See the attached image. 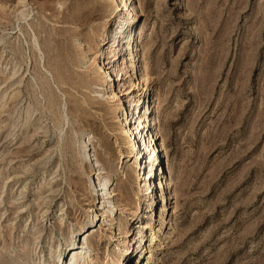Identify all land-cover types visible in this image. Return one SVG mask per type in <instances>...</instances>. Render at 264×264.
I'll return each instance as SVG.
<instances>
[{
	"label": "rangeland",
	"instance_id": "374dc122",
	"mask_svg": "<svg viewBox=\"0 0 264 264\" xmlns=\"http://www.w3.org/2000/svg\"><path fill=\"white\" fill-rule=\"evenodd\" d=\"M130 2L161 192L124 158L119 98L141 91L122 96L119 1L0 0V264L68 261L88 229L96 264H264V0ZM82 139L117 194L112 229Z\"/></svg>",
	"mask_w": 264,
	"mask_h": 264
},
{
	"label": "bare ground",
	"instance_id": "6f19581e",
	"mask_svg": "<svg viewBox=\"0 0 264 264\" xmlns=\"http://www.w3.org/2000/svg\"><path fill=\"white\" fill-rule=\"evenodd\" d=\"M118 1H119V8H117L119 11V14L117 17L118 21L115 22L116 26L113 29V32H111L110 38H111V43H114V44L116 43V41L119 37H121V39L125 41V44H123L121 46V51L122 52L125 51L126 53H125V55H123L124 57L122 58L120 65H121V67L126 66L127 68H130V70L132 71L131 74L127 73V75H129V76H127L129 79V82H128L129 88H128L127 92L122 94V96L123 95L128 96V95L132 94L134 90H136L138 92H139V90L141 91L140 94L138 93L139 95L138 94L135 95V97H134L135 100H132V99L129 100L128 99L125 102H123L122 99L119 98L120 102H119V106L117 109L122 112L121 113L122 114L121 121L123 120L122 123L124 125L121 133L126 137H128V136L132 137L130 141H128V140L126 141V144H127L126 147L128 150H127V152L125 151L126 153L124 155V158H128L129 160H132L131 162L133 163L134 168L138 169L137 179H142L144 187H147V188L150 187L151 182L153 183V180H154V186H156V182H157L156 187L158 189H160V192H161L164 190V185H163L164 171H162L160 169V166L158 163L159 154H161L160 153L161 149L159 147H161V145L158 146L156 144V141L154 140V138L151 136V133H150V130H151L150 129V119L148 116L149 106L147 105V101L145 102V98H144L145 93H146V89L144 88V85L142 86V82L146 81L147 75L141 74L140 77H136L137 72H138L137 67H138V64L140 63V61L142 60V55H140V53L138 51V45L136 43L137 39L134 38L135 35L132 34V28H131L132 22L135 18V17L133 18V13H134L135 9L133 7L132 2H130V0H118ZM122 11L124 13L122 14V17H120L119 15H121L120 13ZM125 31L128 33H125ZM106 38L108 39V37H105L104 39L102 38V41L105 42ZM121 42H123V41H121ZM110 51H111V48H110ZM115 56L116 55H113L112 61L115 60ZM113 67L111 66L109 69H111L113 71V73H115V71H117L116 68L118 66H116L115 69ZM121 67H119V68H121ZM138 69H139V67H138ZM120 71L121 70H118V72H120ZM111 73L105 72L103 76H106V77L110 76L111 77L112 76ZM144 84H145V82H144ZM89 142H90L89 140L86 141V139H82V149L85 151L87 160L89 162L91 161L90 163H92V167L94 168V171H95V174H93V176H95V177L90 179L92 187H93V192L95 195H97L98 198L100 197L99 199L101 200V202L99 203L100 204L99 209L101 210L102 222L108 223L109 227H111V229H112V227L114 226V223L109 224L110 217H111L110 215L118 209V206L115 205L113 203V201H111V200H113L117 194L115 193V190H110L109 178L101 176L103 169L98 164V160L95 157V155L90 153ZM143 165H144V167H143ZM141 167L145 168V171L143 174L140 173ZM147 194L149 195L150 193H145V196H147ZM160 197H161V201H164V194L161 193ZM155 203L156 202H153V200H151V202H150L151 205H149V207L150 206L153 207L155 205ZM147 206H146V208H147ZM164 209H165V206H164ZM119 210H120L121 214H124V208L119 209ZM151 210H153V209H151ZM94 217H98V214H95ZM96 219H98V218H96ZM163 220L164 221L162 223L164 224L165 219H163ZM89 223H93V221H90ZM115 225L117 227V231H119L118 234H121L120 233L121 229H122L121 221L120 220L116 221ZM144 228L152 229L151 224L147 225L146 222H144V223H142V225H140L138 227L135 235L136 236L142 235V233H143L142 229H144ZM89 230L90 229H88L87 231L78 230L70 236L71 237L70 238V246H69V248H70V255L69 256L70 257L68 256L69 257L68 261H67V259L64 258L65 255H61V252L63 250L62 248L58 249V251L55 254V257H54V254H52V255L50 254L48 256L49 260L52 258H55L54 260H56V262H57L56 264H96L97 261L93 258L94 254H92L93 251H89V254L87 253V255H86V253H84V251H83L82 244L80 247H78V245L76 246V244H78V242L80 241V238H79V241L76 243L77 236L80 234L85 235L89 232ZM91 230L94 232L93 229H91ZM156 238L157 237H155L154 239H156ZM0 261L1 262L4 261L3 256L1 254H0ZM42 263H44L43 259L40 261V264H42Z\"/></svg>",
	"mask_w": 264,
	"mask_h": 264
}]
</instances>
